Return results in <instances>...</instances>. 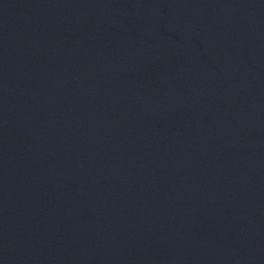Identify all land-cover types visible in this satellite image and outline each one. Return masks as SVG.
Segmentation results:
<instances>
[{
  "label": "water",
  "instance_id": "obj_1",
  "mask_svg": "<svg viewBox=\"0 0 264 264\" xmlns=\"http://www.w3.org/2000/svg\"><path fill=\"white\" fill-rule=\"evenodd\" d=\"M0 264H264V0H0Z\"/></svg>",
  "mask_w": 264,
  "mask_h": 264
}]
</instances>
